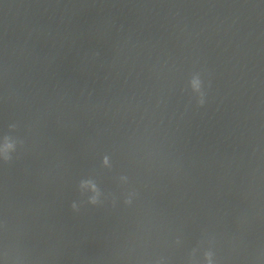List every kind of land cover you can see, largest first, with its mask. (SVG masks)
Wrapping results in <instances>:
<instances>
[{
	"label": "water",
	"instance_id": "95a60500",
	"mask_svg": "<svg viewBox=\"0 0 264 264\" xmlns=\"http://www.w3.org/2000/svg\"><path fill=\"white\" fill-rule=\"evenodd\" d=\"M0 264H264V0H0Z\"/></svg>",
	"mask_w": 264,
	"mask_h": 264
}]
</instances>
